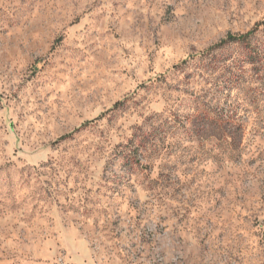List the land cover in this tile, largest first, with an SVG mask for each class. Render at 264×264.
<instances>
[{"label":"rangeland","instance_id":"rangeland-1","mask_svg":"<svg viewBox=\"0 0 264 264\" xmlns=\"http://www.w3.org/2000/svg\"><path fill=\"white\" fill-rule=\"evenodd\" d=\"M0 264H264V0H0Z\"/></svg>","mask_w":264,"mask_h":264},{"label":"trees","instance_id":"trees-1","mask_svg":"<svg viewBox=\"0 0 264 264\" xmlns=\"http://www.w3.org/2000/svg\"><path fill=\"white\" fill-rule=\"evenodd\" d=\"M254 30H255V28H253V29H251V30H249V31H247L245 33L237 34V35L229 34L225 39L221 40L219 43L214 45V47H217L219 45H222V44H225V43H228V42L245 43L246 46L248 47V45H249V38L248 37L253 34ZM253 51H254L253 53H250V57L252 59H255V57L258 56V54H257V51L255 49Z\"/></svg>","mask_w":264,"mask_h":264}]
</instances>
